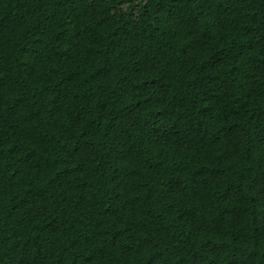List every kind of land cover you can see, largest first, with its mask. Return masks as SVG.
<instances>
[{"label": "trees", "instance_id": "obj_1", "mask_svg": "<svg viewBox=\"0 0 264 264\" xmlns=\"http://www.w3.org/2000/svg\"><path fill=\"white\" fill-rule=\"evenodd\" d=\"M0 264H264V0H0Z\"/></svg>", "mask_w": 264, "mask_h": 264}]
</instances>
